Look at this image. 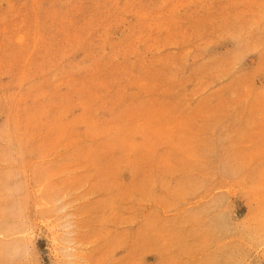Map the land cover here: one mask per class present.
<instances>
[{
	"label": "rangeland",
	"instance_id": "rangeland-1",
	"mask_svg": "<svg viewBox=\"0 0 264 264\" xmlns=\"http://www.w3.org/2000/svg\"><path fill=\"white\" fill-rule=\"evenodd\" d=\"M0 264H264V0H0Z\"/></svg>",
	"mask_w": 264,
	"mask_h": 264
}]
</instances>
